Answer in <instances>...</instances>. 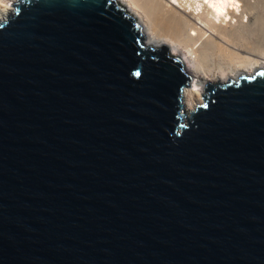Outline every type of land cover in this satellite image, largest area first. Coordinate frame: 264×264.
I'll return each mask as SVG.
<instances>
[{"label": "water", "instance_id": "water-1", "mask_svg": "<svg viewBox=\"0 0 264 264\" xmlns=\"http://www.w3.org/2000/svg\"><path fill=\"white\" fill-rule=\"evenodd\" d=\"M121 7L0 24V264H264V71L190 114Z\"/></svg>", "mask_w": 264, "mask_h": 264}, {"label": "bare ground", "instance_id": "bare-ground-1", "mask_svg": "<svg viewBox=\"0 0 264 264\" xmlns=\"http://www.w3.org/2000/svg\"><path fill=\"white\" fill-rule=\"evenodd\" d=\"M19 1L0 0V24L9 21ZM118 1L146 25L150 33L146 47L170 48L172 56L183 57L177 58L191 77V84L182 91L189 108L204 102L209 87L238 82L245 75L264 71V59L257 55L256 48L264 37V20H256V12L262 8L255 12L262 0ZM259 19L262 21L256 26Z\"/></svg>", "mask_w": 264, "mask_h": 264}, {"label": "rangeland", "instance_id": "rangeland-1", "mask_svg": "<svg viewBox=\"0 0 264 264\" xmlns=\"http://www.w3.org/2000/svg\"><path fill=\"white\" fill-rule=\"evenodd\" d=\"M24 0H20L18 3H17V5L15 6V10H14V13H13V15L10 17V19L14 16V14H15V12L18 10V6H20L21 4H22V2H23ZM115 4H118L120 7L122 6V5H124V4H122V5H120L121 3L118 1V0H112ZM264 0H262V2L261 3H259V5L257 6V9L255 10V12L258 10V8L260 7V8H262L261 9V12H260V10H258L257 12H256V14H257V18H256V20L258 19V17L260 18L261 17V19L262 20H264L263 19V16L262 15H264L263 13V9H264V2H263ZM253 2H254V0H253ZM262 3H263V5H262ZM125 6V5H124ZM124 6H122L121 8H125ZM259 8V9H260ZM127 9V10H126ZM126 9H124L125 11H126V14L125 15H127L128 17H130V19H132L133 21H134V24L136 23V24H138V27H140V32H142L141 33V35H142V37H143V39H144V43L146 44V41H147V39L149 38V36H150V33H149V31H148V29L146 28V25L144 24L143 25V23H141L140 21H138L139 19L126 7ZM130 13V14H127V13ZM262 13L261 14V16H260V13ZM255 14V15H256ZM258 14H259V16H258ZM135 18H136V20H135ZM9 19V20H10ZM261 19H259L258 21H257V25L256 26H258V23H259V21L261 20ZM261 20V21H262ZM248 21V19H244V22H247ZM261 21H260V23H261ZM6 22V21H5ZM140 22V23H139ZM257 28V27H256ZM251 29H253L254 30V26L251 28ZM255 33H256V31H255ZM263 34H264V31H263ZM262 33H260V34H258V35H263ZM257 35V34H256ZM257 35V36H258ZM256 36V37H257ZM264 36V35H263ZM259 37V36H258ZM262 37V36H261ZM255 39H257V38H255ZM259 41V44H261L260 46H261V48H258V43H256L257 45H256V48H257V55H259V57H261V58H263L264 59V52L262 53V51H264V37H262V39H259L258 40ZM257 40H256V42H258ZM147 45V44H146ZM143 46V45H142ZM149 47H151V45H148ZM144 47V46H143ZM146 47V46H145ZM164 47V46H163ZM147 48V47H146ZM157 49H161L162 47H156ZM148 49V48H147ZM150 49V48H149ZM169 49V51L170 52H172L171 51V49L170 48H168ZM261 49H263V50H261ZM260 51H261V53H260ZM259 52V53H258ZM173 54V53H172ZM261 54H263V56L261 55ZM175 56V55H174ZM177 57H179V56H177ZM179 58H181V57H179ZM183 58V57H182ZM181 58V59H182ZM258 74V73H257ZM256 74V75H257ZM255 76V75H254ZM189 77V76H188ZM189 79H190V81H191V77H189ZM241 80V79H240ZM239 80V81H240ZM190 81L188 82V86L191 84L190 83ZM211 85V84H210ZM210 85H208V87L210 86ZM187 86V87H188ZM207 87V88H208ZM204 94L205 95H208V92H207V89L205 90V92H204ZM182 103L184 104V106H185V108H186V110L190 113V114H193L194 112H196L197 111V109L199 108V107H203V106H205L206 105V102H205V99H204V102L202 103V104H200L197 108H195V109H192V108H189L188 107V105H187V103H186V101H185V99H184V96L182 97Z\"/></svg>", "mask_w": 264, "mask_h": 264}]
</instances>
